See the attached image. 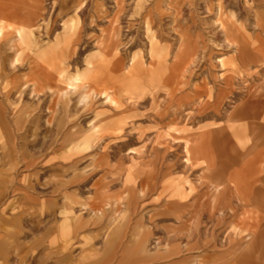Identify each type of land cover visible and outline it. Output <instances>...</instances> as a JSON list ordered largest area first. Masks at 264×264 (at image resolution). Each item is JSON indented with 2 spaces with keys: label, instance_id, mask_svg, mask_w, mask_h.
Instances as JSON below:
<instances>
[{
  "label": "rangeland",
  "instance_id": "obj_1",
  "mask_svg": "<svg viewBox=\"0 0 264 264\" xmlns=\"http://www.w3.org/2000/svg\"><path fill=\"white\" fill-rule=\"evenodd\" d=\"M0 1L18 27L37 11L0 30V264H264V194L245 203L196 144L264 105V61L238 54L264 39V0ZM227 77L221 120L178 101Z\"/></svg>",
  "mask_w": 264,
  "mask_h": 264
},
{
  "label": "crops",
  "instance_id": "obj_2",
  "mask_svg": "<svg viewBox=\"0 0 264 264\" xmlns=\"http://www.w3.org/2000/svg\"><path fill=\"white\" fill-rule=\"evenodd\" d=\"M0 1V10L5 9L6 6H3V3ZM30 9L31 12L28 13V16L26 20H22L20 25H23V27H18L17 24V17L15 12L11 11L9 14L2 15L0 17V30L7 29L8 31H17L24 34H28V32L33 31V23L31 20V16L35 13H37L35 6L31 5ZM35 9V10H34ZM29 10V11H30ZM1 12V11H0ZM31 15V16H30ZM256 45L254 48L255 52H251L247 48L243 46V51L241 49L239 50V60L244 63H248L251 60L256 62L258 59H262L264 61V39L256 40ZM118 41H116L114 49L112 51L116 50ZM100 46V45H99ZM112 51L109 53L101 50H99V53L102 57H108L106 59H110V57L113 55ZM111 55V56H110ZM193 62V58H191L190 61L187 63H184L180 66L179 71L177 72V76H183V80L181 82H175L172 85V88L168 86H164L170 93L171 90H173L172 96L173 98L176 96L177 92L183 89V87L187 84L185 82V74L187 73V68L191 65ZM113 72L122 70L121 63L119 62V58L116 57L114 60L112 59L111 62V68ZM225 84L224 86H221V90H225L224 93L219 92L216 95L214 94V90L210 87H200V90L194 89L192 92V95L184 96L181 95L178 98V101H184L189 100L194 97L200 98V96H204V102L203 104L208 107L210 104H214L216 106V109L220 107V105L223 103V106L221 109H219L218 112H213L212 109H208L203 115L211 114L216 120H221V110L224 107L225 101L230 98V96L233 94V87H232V79L231 78H225L224 80ZM178 83L181 85L178 86ZM160 86L162 84L159 83ZM158 85V86H159ZM264 97V92L261 96ZM224 98V99H223ZM223 99V102H222ZM249 104V99H247L242 106H246ZM259 105V104H258ZM218 110V109H217ZM237 114H242L241 116H238ZM228 123H225V125H222L220 127H203V135H201L199 138L197 137V142L204 144V141L206 144L202 146L204 147V152L206 149L207 157L209 160H211L213 169H217L214 167L215 164L226 165V170L228 169H235L237 172H239V187H237L239 190L237 191V194L242 200H245L247 203L250 200H256L255 198L257 196H263L264 194V105L262 107H259L255 109V111H241L240 113L235 111V107H233V110L227 115L226 117ZM247 125V132L248 136L251 138V142L249 144V148L246 149H240V146L238 145L239 142H236V136L233 134V132H230L229 128L230 126L233 127V130L236 125L241 126V124ZM252 128V130H251ZM240 132V129L238 130ZM252 134V135H250ZM205 136V138H204ZM242 136V135H241ZM241 136L238 137L240 138ZM194 144V145H196ZM189 145H186V150L193 151L192 147H188ZM198 156L194 157L195 159H198ZM249 161L251 163L252 170L251 172H247L245 163ZM205 164V160L204 163ZM205 166V165H204ZM219 169H223L222 167ZM224 168V169H225ZM208 170H211L209 167ZM261 207H264V203L261 205ZM262 215V214H261ZM260 219L263 220L262 224L264 225V215L260 217ZM261 236L264 235V227L261 229Z\"/></svg>",
  "mask_w": 264,
  "mask_h": 264
},
{
  "label": "bare ground",
  "instance_id": "obj_3",
  "mask_svg": "<svg viewBox=\"0 0 264 264\" xmlns=\"http://www.w3.org/2000/svg\"><path fill=\"white\" fill-rule=\"evenodd\" d=\"M15 32V31H14ZM31 55V54H30ZM46 69H48V68H46ZM49 70V69H48ZM50 71V70H49ZM51 72V71H50ZM187 149V148H186Z\"/></svg>",
  "mask_w": 264,
  "mask_h": 264
}]
</instances>
